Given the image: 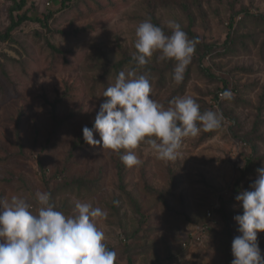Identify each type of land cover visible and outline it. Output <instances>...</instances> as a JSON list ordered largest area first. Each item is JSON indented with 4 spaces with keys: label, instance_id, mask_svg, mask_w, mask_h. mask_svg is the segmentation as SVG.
Wrapping results in <instances>:
<instances>
[{
    "label": "rangeland",
    "instance_id": "374dc122",
    "mask_svg": "<svg viewBox=\"0 0 264 264\" xmlns=\"http://www.w3.org/2000/svg\"><path fill=\"white\" fill-rule=\"evenodd\" d=\"M180 1L190 7L192 30L211 47L192 58L182 88L173 80L175 64L166 69L154 53L150 96L165 108L191 96L201 112L222 113L224 121L204 140L203 129L184 138L175 161L142 142L134 150L142 164L128 168L102 142L86 143L83 128H93L103 92L120 71L141 72L133 61L119 72L112 67L136 52L140 22L154 16L171 31L170 20L189 25ZM11 5L0 0V31L10 24ZM12 14L30 20L0 40V198L23 195L38 211L35 193L47 191L66 215L77 200L106 210L98 227L116 264H231L240 235L234 216L243 213L232 199L235 183L253 143L264 153V125L251 133L257 116L264 118V0H26ZM234 33L256 40L229 50ZM225 90L231 100L219 97ZM94 139H101L97 131ZM257 177L249 175L245 190ZM258 242L264 256V231Z\"/></svg>",
    "mask_w": 264,
    "mask_h": 264
},
{
    "label": "clouds",
    "instance_id": "9594fccd",
    "mask_svg": "<svg viewBox=\"0 0 264 264\" xmlns=\"http://www.w3.org/2000/svg\"><path fill=\"white\" fill-rule=\"evenodd\" d=\"M171 34L145 19L136 28L137 68L149 63L154 53L158 60H174L173 80H184L187 66L195 54L198 40L189 38L180 23L170 20ZM152 87L147 73L120 71L115 83L106 88L93 124L83 128V138L89 145L102 142V147L120 153L128 168L142 164L135 149L147 142L161 160L175 161L184 138L196 137L201 129L214 131L222 127V113L201 112L200 104L191 96L174 97L169 107L151 98ZM233 93L225 90L221 99L231 100ZM94 131L100 140L94 139ZM121 149L125 151L121 153ZM243 167V165H241ZM251 190H241L235 197L243 209L234 216L237 235L232 240L231 264H264L258 242V232L264 231V167ZM38 211L23 195L0 198V264H116L117 254L105 243V231L98 227L108 212L91 202L75 201L73 214L56 210L51 193H35ZM114 203H118L115 202Z\"/></svg>",
    "mask_w": 264,
    "mask_h": 264
},
{
    "label": "trees",
    "instance_id": "16d2710c",
    "mask_svg": "<svg viewBox=\"0 0 264 264\" xmlns=\"http://www.w3.org/2000/svg\"><path fill=\"white\" fill-rule=\"evenodd\" d=\"M12 2V5H11V10L12 12L13 11H17V10H20L22 9L25 4H26V0H10ZM72 0H62V5L63 6H68L69 3L71 2ZM179 6L181 7V9L184 11V14L187 15V18H188V21H189V25L182 28L188 35V37L191 39V38H195L198 40V43L196 45V49H195V54L193 55V57H196L197 55H203L206 51H208L210 49V45L208 43H206L201 37L199 34H197L196 32H194L192 30V24H193V16L191 14V11H190V7L189 5L185 2V1H180L179 2ZM10 14V24L8 25V27L4 30V31H0V40H7V39H10L11 36H10V32L12 31V29H14L15 27H17L18 25H20L21 23L27 21V20H30L29 17H27L25 14H21L20 16L18 17H14L13 14ZM151 19V22L157 26H160L164 32L166 34H171V30L170 29H167L165 28L164 26H162L158 21L157 19L154 17V16H151L150 17ZM255 19H260L259 16H257ZM264 31V30H263ZM254 33H247V34H236L234 33L230 38H229V42H230V45L228 46V49L229 50H232V49H235V45L236 44H239L242 46V48H246V41L249 39V40H252L253 42H255V37H254ZM129 61H133L134 62V65L136 67V64H135V61L133 60V56H130L128 54H126L125 52V57H123L121 60H119L118 62H115L112 64V67L115 68V70L117 72H119L120 68L127 62ZM176 62L174 60H168V61H165V68L167 69L168 67H172ZM153 67L149 66V64H147L146 66L142 67L141 68V72H139V74H143V73H147L148 76H149V79H151L152 77V73H153ZM157 73H159V80L162 79L163 77V74H164V69H161L160 71H157ZM189 75V67L187 68L186 72H185V75H184V80L183 82L181 83V88L184 86L185 82H186V79ZM258 114H260L262 112V110H264V97L263 95L261 96L260 98V104L258 106ZM257 120L256 122L254 123L253 127H252V132L253 135L254 134H258V129L260 128V126L264 125V118L262 119L260 117V115L257 116ZM211 135H213V131H205L204 134L201 136L200 140H204L208 137H210ZM258 137H262L261 134L258 135ZM254 144V149L253 151L251 152L250 156H248L243 168H242V171H241V175L239 177V179L237 180V182L235 183V187H234V190H233V195H232V199L235 200V197L239 194V192L241 190H245L248 186H249V175H251L252 173H255L256 170L259 168L260 164L264 161V153L260 154L259 153V150L256 146L255 143ZM93 183V182H92ZM76 184L77 185H85V186H90L88 184H86L85 181H81V180H78L76 181ZM122 187V186H121ZM123 189V187H122ZM124 191V190H123ZM129 198L131 199V201H133V203H135V200L132 199L131 195L129 194ZM133 234H131L132 236ZM128 237V236H126ZM110 249V248H109Z\"/></svg>",
    "mask_w": 264,
    "mask_h": 264
},
{
    "label": "built area",
    "instance_id": "2783aa9c",
    "mask_svg": "<svg viewBox=\"0 0 264 264\" xmlns=\"http://www.w3.org/2000/svg\"><path fill=\"white\" fill-rule=\"evenodd\" d=\"M221 94H222V92H219V94H218L220 98H221Z\"/></svg>",
    "mask_w": 264,
    "mask_h": 264
}]
</instances>
